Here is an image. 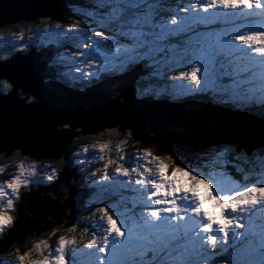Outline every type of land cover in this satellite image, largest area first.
Listing matches in <instances>:
<instances>
[{"label": "snow or ice", "instance_id": "6c2138e0", "mask_svg": "<svg viewBox=\"0 0 264 264\" xmlns=\"http://www.w3.org/2000/svg\"><path fill=\"white\" fill-rule=\"evenodd\" d=\"M168 5L169 0H93L85 18L32 28L28 42L19 33L13 37L19 45L0 52V101L39 104L40 95L12 64L19 54L56 45L63 52L49 56L45 86L63 85L83 93L107 80L129 79L138 104L175 105L195 99L233 118L214 120L205 129L217 139L200 147L184 145L200 161L195 167L184 164L169 145H164L169 154L163 157L143 150L105 159L110 142L81 144L86 133L76 128L63 155L59 150L46 155L66 163L71 152L79 177L73 183L92 202L75 212L70 209L59 224L52 221L56 226L49 236L69 224L67 231L75 233L83 223L88 226L85 232L91 229L87 242L77 247L75 235H59L51 244L39 239L22 251L23 240L13 241L0 248L10 253L0 256V264H264V0ZM238 18L246 22L238 24ZM3 111L0 105V145H7L0 147V155L9 162L15 156H31L14 142ZM73 127L71 120L57 119L54 134ZM107 131L126 137L115 145L118 153L130 140L142 142L130 125ZM104 132L103 127L98 130ZM162 144L159 140L154 146ZM90 156L103 164L86 173ZM63 166L57 169L33 159L27 167L18 163L0 182V237L16 228L23 197L36 186L55 183ZM128 192L136 196L130 207L124 195Z\"/></svg>", "mask_w": 264, "mask_h": 264}, {"label": "water", "instance_id": "95a60500", "mask_svg": "<svg viewBox=\"0 0 264 264\" xmlns=\"http://www.w3.org/2000/svg\"><path fill=\"white\" fill-rule=\"evenodd\" d=\"M63 9L66 6L62 0H0V27L42 16H55ZM50 52H37L34 49L31 53L17 55L12 64L13 68L20 70L21 78L40 95L39 104L25 107L16 101H0L4 110L3 118L15 133L14 142L30 152L32 160L60 158L46 153L59 150L63 155L64 146L71 144L76 128L82 127L86 133L81 139L90 135L120 138L124 136L122 133L107 131L117 125H130L141 138L140 144L155 147L156 141L162 140V146L169 145L187 152L184 149L186 143L200 147L209 140L217 139L205 131L212 121L233 118L195 99L175 105L138 104L132 95L129 79L107 80L83 93L63 85L45 86L42 78L46 62L52 54ZM121 101L124 103L121 104ZM57 119L71 120L73 130L55 135ZM102 127L105 132L100 135L98 130ZM53 141L55 148L52 147ZM67 155L70 158L71 152ZM3 157L7 156L0 155V158ZM75 177H78L77 168L67 163L55 183L39 185L24 196L19 202L16 228L0 237V248H5L13 241L25 242L44 236L56 226L52 221L59 224L68 218L66 214L70 209L75 212L86 196L84 189L74 185ZM3 253L0 252V255Z\"/></svg>", "mask_w": 264, "mask_h": 264}, {"label": "rangeland", "instance_id": "374dc122", "mask_svg": "<svg viewBox=\"0 0 264 264\" xmlns=\"http://www.w3.org/2000/svg\"><path fill=\"white\" fill-rule=\"evenodd\" d=\"M187 0H169V5L172 8H176V7H183L185 6ZM63 4H67V6L69 7L68 10H64L62 11V17H65L64 19H58V18H52V19H48V17L41 19L40 21H38L37 23H30V24H26L24 22L22 23H18L17 26H3L0 27V36L5 37L4 39H0V52H4L8 49H10L13 45H19L20 41L18 39H15L13 37H15L16 35H18L19 33L23 32V36H24V42H28L29 41V37L32 36V32L30 31V29L32 28H36L39 27L41 28V30H43L44 28L48 27L49 25H54L56 23H60L62 26L69 24V23H73L77 20H80L83 17V13L85 11H91L93 9V0H68V1H64L62 0ZM246 21L243 18H238L237 23L238 24H244ZM95 30H99L96 28H93V31ZM33 43L35 44V38H33ZM41 44H45L46 40L44 37H41L40 40ZM64 43H67L66 41ZM51 47H53V51L55 52H63V48H58L56 45H51ZM42 49H35V51H41ZM51 53V52H50ZM169 75H174V73H169ZM175 88L177 90L180 89L181 85L179 82L175 83ZM90 136H94V135H90ZM117 139V140H116ZM114 140H108L106 138H99V139H92L89 142H85L86 144L89 145V147H91V145L96 142L97 140H99L100 142L103 143H109L110 142V147L112 146V150L108 152V150L104 153L105 155V159L108 158L109 154L111 155L112 158H117L119 155L123 154L124 152L127 153H136L138 151H143V150H150L152 151L153 155L155 156H166L168 155V149H164L162 151L158 150L156 147L150 146L149 144H136L135 142H131L127 144H129L128 146H123L122 147V152L118 153L116 152L115 149V145L120 143L121 141H124L126 139V137L122 136L120 137V139L116 138ZM118 140H120L119 142H117ZM85 143H81V144H85ZM76 151V149H73V152ZM83 158V157H82ZM180 158V157H179ZM55 159V158H54ZM183 158H180V160H182ZM90 160L92 161L91 164L85 165V172L86 173H90L94 170H98L99 168L102 167L103 162L98 161V157L97 156H90ZM45 161H47L48 163L52 164L54 166V163L51 162L50 160L47 159H39L38 162L43 164ZM72 165H76L77 162L74 159L70 160ZM183 162V160H182ZM18 163H23L26 167L28 165H30L32 163V159L30 158V156H24V157H20V156H15L13 158H11V162H9V157L7 160H0V167H2L4 169L3 174H0V182H3L4 179H6L8 177V175L12 172H14L16 166ZM184 164H188L187 161L183 162ZM200 161L198 160V162L194 163V166H197V164H199ZM127 166V165H126ZM133 166L134 163H133ZM111 170V169H110ZM208 170V169H205ZM76 178V179H75ZM75 181L79 179V177H75ZM230 178L233 180H236L235 177L233 175L230 174ZM240 182V181H237ZM38 187V186H36ZM34 187V188H36ZM201 190L203 189V186H200ZM23 190V189H22ZM124 195L128 198V206H131V202L136 199L135 194L128 192V193H124ZM92 202L91 200H86L82 203H90ZM96 207H99L101 205L96 204ZM85 216H87V213L84 214ZM70 226V225H69ZM68 225L64 226V227H60L58 228V230L55 232L54 235L49 236L48 232L47 234H45L44 236H40L39 239H48L49 243H53L59 235H66V236H73L75 235L77 237V247H81L84 243L87 242V238L90 234L91 229L89 228L88 232H85V229L88 228L87 225L81 223L78 227L75 233H71L67 231V227H69ZM55 227V226H54ZM52 229V228H51ZM51 229L49 231H51ZM84 234V239H81L80 236L81 234ZM39 237V236H38ZM36 239V237H35ZM37 239V241L39 240ZM30 240V239H29ZM28 240V242H29ZM33 240V239H32ZM35 241V242H37ZM26 242V241H25ZM34 242V243H35ZM34 243L30 244L27 248L31 247ZM26 250V249H25ZM10 253L7 252L6 255H9ZM33 258H36L37 253L35 251H33L32 253ZM3 256V255H1ZM77 258L79 260H83L84 257L82 254L78 253L77 254Z\"/></svg>", "mask_w": 264, "mask_h": 264}, {"label": "trees", "instance_id": "16d2710c", "mask_svg": "<svg viewBox=\"0 0 264 264\" xmlns=\"http://www.w3.org/2000/svg\"><path fill=\"white\" fill-rule=\"evenodd\" d=\"M37 23V22H36ZM26 24H30V22L29 23H26ZM9 26H16V25H9ZM99 138H101V137H99V136H97V135H94V136H89L88 138H86V139H83V140H80V142L81 143H85V142H89L90 140H92V139H99ZM158 150H160V151H162V150H164V149H167V148H165L164 146H162V145H160L159 147H156ZM173 148V150L175 151V153H176V155H177V157L179 158H183L182 160H183V162H185V161H187V163H189L190 165H192V166H194V163L195 162H198V159H197V157H196V155H194L193 153H190V152H185V151H183V150H181V149H179V148H175V147H172ZM73 149H75V148H73ZM13 158V157H12ZM179 158V159H180ZM8 159V157L7 158H1V160L2 161H4V160H7ZM181 160V161H182ZM51 162H53L54 163V166L55 167H57V169H60L61 167H62V164H65L63 161H61L60 160V158H58V159H51L50 160ZM70 162V161H69ZM231 175H233L234 177H235V179H237V177H236V175H234V174H231ZM240 182H242V181H240ZM23 191V190H22ZM40 237H37L36 239L34 238L33 240H30L29 242H24V243H22L21 244V249H22V251L23 250H25V249H27V247L30 245V244H32V243H34L35 241H37V239H39ZM7 253H4L3 255H6Z\"/></svg>", "mask_w": 264, "mask_h": 264}, {"label": "bare ground", "instance_id": "6f19581e", "mask_svg": "<svg viewBox=\"0 0 264 264\" xmlns=\"http://www.w3.org/2000/svg\"><path fill=\"white\" fill-rule=\"evenodd\" d=\"M55 159H58V158H55ZM65 164H67V162H66ZM65 164H64V165H65ZM26 242H28V241H26ZM23 243H24V242H23Z\"/></svg>", "mask_w": 264, "mask_h": 264}, {"label": "flooded vegetation", "instance_id": "af4514ba", "mask_svg": "<svg viewBox=\"0 0 264 264\" xmlns=\"http://www.w3.org/2000/svg\"><path fill=\"white\" fill-rule=\"evenodd\" d=\"M120 140H118L117 142H119Z\"/></svg>", "mask_w": 264, "mask_h": 264}]
</instances>
